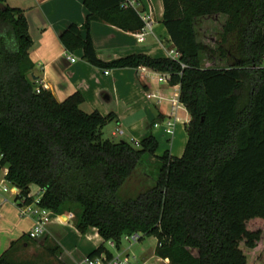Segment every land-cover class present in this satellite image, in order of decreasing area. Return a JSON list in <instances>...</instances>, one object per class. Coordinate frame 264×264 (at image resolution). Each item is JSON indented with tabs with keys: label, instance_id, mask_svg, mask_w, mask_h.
Instances as JSON below:
<instances>
[{
	"label": "trees",
	"instance_id": "trees-1",
	"mask_svg": "<svg viewBox=\"0 0 264 264\" xmlns=\"http://www.w3.org/2000/svg\"><path fill=\"white\" fill-rule=\"evenodd\" d=\"M84 4L86 21L67 26L64 47L83 49L103 68L169 73L190 114L184 153L157 155L153 135L139 145L104 138L115 113L84 111L79 92L59 101L32 74L24 10L0 0V171L8 169L24 196L42 188L40 204L74 214L82 234L96 228L118 246L124 235L155 236L156 255L170 264H264V0H163L179 59L132 54L111 62L96 54L92 22L141 32L142 14L127 0ZM217 15L226 20L213 48L198 40L196 22ZM214 58L226 65H204ZM0 264L24 263L4 253Z\"/></svg>",
	"mask_w": 264,
	"mask_h": 264
},
{
	"label": "crops",
	"instance_id": "crops-1",
	"mask_svg": "<svg viewBox=\"0 0 264 264\" xmlns=\"http://www.w3.org/2000/svg\"><path fill=\"white\" fill-rule=\"evenodd\" d=\"M8 3L22 8L26 14L34 41L30 53L35 64L32 74L44 88L51 90L59 101L79 92L84 97L81 108L86 112L97 110L104 115L115 113L117 119L105 126L112 130V136L120 135L121 140L135 143L153 135L159 141V147L163 144L173 155L182 156L187 143L189 112L179 111L173 133L168 134L165 127L170 103L150 96L151 91L169 96L173 92L170 83H160L143 70L144 66H96L84 58L83 49L72 52L62 44L60 36L68 25L75 23L82 26L85 23L89 11L84 0H8ZM127 3L142 15L150 14L152 26L145 40L138 39L139 32H129L111 23L95 20L91 24L90 34L98 58L111 62L132 54L169 57L167 48L171 36L163 24V0H127ZM83 33L85 35L86 31ZM71 56L76 58L75 61L70 59ZM157 155H162L159 148ZM7 172V168L0 171V181L6 178ZM14 199V195L4 196L0 193V256L7 253L12 261L26 264L32 262L27 256L30 246L27 238L34 227V218L20 216ZM54 215L63 222L72 218L66 214ZM55 222L52 218L49 225ZM8 223L14 225L4 231ZM49 225L45 235L51 239L47 234ZM93 229L95 236L103 240L97 229ZM86 236L87 239L91 238L87 233ZM101 244L105 242L95 244L85 254H81L76 264Z\"/></svg>",
	"mask_w": 264,
	"mask_h": 264
},
{
	"label": "rangeland",
	"instance_id": "rangeland-1",
	"mask_svg": "<svg viewBox=\"0 0 264 264\" xmlns=\"http://www.w3.org/2000/svg\"><path fill=\"white\" fill-rule=\"evenodd\" d=\"M225 20L226 17L224 15L207 16L197 19L196 30L198 32V40L201 43L210 45L213 48L217 47V42L220 39L222 26ZM204 65L208 67L224 66L226 65V63L225 61L214 58V60L206 59L204 61ZM172 91L174 92L173 87H172ZM116 129L117 128H114V130ZM103 131H104V138L112 139L115 141H119L122 139L120 135L112 136L111 134L112 130H108V128H105ZM165 150H167L166 147L163 144H161L159 147V152H162L163 154ZM150 161L152 162L153 160ZM157 164L153 163V166L155 165L157 166ZM39 191H40L39 186L37 185L32 186L33 194H36ZM71 214L72 213H66V215L74 216V217L72 216V218H70L68 222H63L54 214L52 215V218H54L56 222L54 224H50L48 227L47 234L50 235L51 239L46 238V235L38 239H32L30 237H29L30 239L27 238V240L30 241L29 242L30 246L29 248H27L29 250L27 256L32 260V262L30 263L76 264L75 261L77 260L78 257L81 256V254H85L84 252L86 250H88L95 244H99L102 241L105 242L104 245L107 248H109L113 252H116V250H114V248L111 246V244L108 241H105L104 239L102 240L100 237L95 236V230L93 228H90L88 230L87 234L91 235V238L87 239L86 234H82L81 232H79V230L75 226L76 216L74 214L72 215ZM13 225L14 223H8L4 231L10 230L11 229L10 227ZM258 225L260 224L259 223L255 224L254 227L259 228ZM126 236L127 235H124L122 237L119 250L122 251L125 250L132 255H136L138 259L140 258L141 260L149 261V263L165 264V261L160 262L157 259V257H159L156 255L158 240L155 236H145L143 239L137 242L127 241ZM56 246H59V248L58 249L55 248Z\"/></svg>",
	"mask_w": 264,
	"mask_h": 264
},
{
	"label": "built area",
	"instance_id": "built-area-1",
	"mask_svg": "<svg viewBox=\"0 0 264 264\" xmlns=\"http://www.w3.org/2000/svg\"><path fill=\"white\" fill-rule=\"evenodd\" d=\"M143 20L145 21V26L142 31L137 34V37L140 41L145 40V36L147 31L151 28V17L150 14L142 15ZM168 54L169 57L174 59H179L180 52L174 47L173 42L171 40L168 45ZM72 61H75L76 58L70 57ZM144 71L150 73V76L156 78L162 84L170 83V74L166 72H159L147 67H142ZM174 92L169 96H162L159 92L151 91L150 96L156 98L158 100H166L170 103V112L168 114V120L165 127V131L168 134H172L175 126V122L178 119V113L181 110L188 111L186 106L180 100V85L172 86ZM158 125V124H157ZM136 145H139L140 142L136 141ZM0 193L4 196L6 195H14V202L18 207L20 215L22 216H32L34 218V227L29 232V236L32 239H37L42 237L47 232V226L52 220V215L54 212L48 208L43 207L40 202L41 198L44 194V190L40 188V191L36 194L29 193L27 196L21 194L20 189L14 184L10 183L7 178L0 181ZM31 198V200H29ZM73 216V215H72ZM127 241L137 242L141 240L140 234L134 233L126 236ZM111 246L116 250V252L111 251L109 248L107 250H103L100 253L95 255L86 256L81 262L78 264H155L149 263V261L141 260L136 255H132L125 250H119V247L115 241H108ZM158 261L164 262L165 264H170L169 258L157 257Z\"/></svg>",
	"mask_w": 264,
	"mask_h": 264
},
{
	"label": "water",
	"instance_id": "water-1",
	"mask_svg": "<svg viewBox=\"0 0 264 264\" xmlns=\"http://www.w3.org/2000/svg\"><path fill=\"white\" fill-rule=\"evenodd\" d=\"M2 7L4 8V6L2 5ZM30 82H32V79L31 78H28Z\"/></svg>",
	"mask_w": 264,
	"mask_h": 264
}]
</instances>
